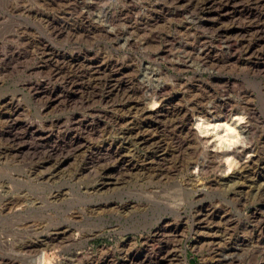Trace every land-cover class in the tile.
I'll return each mask as SVG.
<instances>
[{"label": "rangeland", "instance_id": "obj_1", "mask_svg": "<svg viewBox=\"0 0 264 264\" xmlns=\"http://www.w3.org/2000/svg\"><path fill=\"white\" fill-rule=\"evenodd\" d=\"M0 264H264V0H0Z\"/></svg>", "mask_w": 264, "mask_h": 264}, {"label": "clouds", "instance_id": "obj_2", "mask_svg": "<svg viewBox=\"0 0 264 264\" xmlns=\"http://www.w3.org/2000/svg\"><path fill=\"white\" fill-rule=\"evenodd\" d=\"M237 120L240 121V123H244V117H237ZM204 124V121L201 120L199 124L196 125L197 129L199 130ZM209 128L212 126L209 125ZM225 128V132L222 136L217 137V140L219 141L218 147L216 150L218 151H224V150H232L235 146L240 145L243 143V138L239 135V133L234 129L233 127L225 124L223 125ZM201 134L207 135L208 131L205 129ZM227 164L229 165L228 167V172H231L234 167L237 166L236 162L232 159L229 158L227 160Z\"/></svg>", "mask_w": 264, "mask_h": 264}]
</instances>
